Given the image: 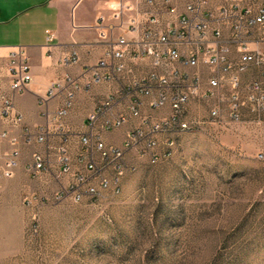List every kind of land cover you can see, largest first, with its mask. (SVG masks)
<instances>
[{
  "label": "rangeland",
  "instance_id": "1",
  "mask_svg": "<svg viewBox=\"0 0 264 264\" xmlns=\"http://www.w3.org/2000/svg\"><path fill=\"white\" fill-rule=\"evenodd\" d=\"M218 90L187 108L169 158L127 153L119 192L58 198L70 176L32 188L27 165L7 174L0 160V264H264V109L246 102L234 120L230 86Z\"/></svg>",
  "mask_w": 264,
  "mask_h": 264
},
{
  "label": "built area",
  "instance_id": "2",
  "mask_svg": "<svg viewBox=\"0 0 264 264\" xmlns=\"http://www.w3.org/2000/svg\"><path fill=\"white\" fill-rule=\"evenodd\" d=\"M142 3L144 8L129 23L123 20L127 8L122 2L108 20L103 15L97 17L99 36L108 47L105 55L86 67L81 76L86 85L126 81L122 92L131 98V104L128 111L115 113L122 97L110 93L89 115V130L81 136L82 150L77 157L87 171L75 168L66 140L55 147L58 161L55 178L62 182L65 177H71L62 185L58 198L70 194L79 202L86 196L97 197L101 189L112 187L119 192L129 151L149 157L152 163L169 158L175 147L173 132L191 128L186 111L195 94L209 97L218 89L230 86V116L234 120H240L246 102L264 109V0H222L217 10L208 8L210 0H188L184 11L179 10L176 0H142ZM225 27L230 30L228 38L224 36ZM233 47L240 55L236 61L231 57ZM6 58V72L0 67V114L7 126L0 131V145L4 141L10 145L1 156L6 173L10 174L12 168L19 166L22 154L20 139L12 135V129L24 123L15 95L30 87L34 75L26 47L11 46ZM79 61L77 48L66 51L60 58L65 66ZM142 61L150 63L152 70L146 75H132L129 62ZM202 64L208 65L213 73L204 92L201 73L189 71ZM251 66L260 69L262 79L246 86L244 98L242 74ZM80 85L70 76L64 82L56 80L50 84L48 98L63 89L66 91L64 104L54 114L60 125L73 107ZM142 96L151 98L150 106L154 109L170 105V114L161 118L143 114ZM211 115L219 116V109H213ZM131 116L139 117L140 125L130 130L122 146L109 145L102 133L122 127ZM48 132L47 126L40 127L38 133L24 128L23 139L26 143H44ZM161 134L166 135L163 141ZM27 171L33 176L49 172V160L44 154L34 152ZM106 171H110V176ZM94 176L99 177V185L92 182ZM33 200L34 197H28L27 203L30 205Z\"/></svg>",
  "mask_w": 264,
  "mask_h": 264
},
{
  "label": "crops",
  "instance_id": "3",
  "mask_svg": "<svg viewBox=\"0 0 264 264\" xmlns=\"http://www.w3.org/2000/svg\"><path fill=\"white\" fill-rule=\"evenodd\" d=\"M187 1L176 0L180 11L185 10ZM121 2L127 8L123 13L125 23L132 22L139 10L144 8L142 0H0V67L3 72H6V56L10 47L22 45L27 48L30 55L34 75L30 87L15 95L16 106L24 115L23 125L12 129V135L20 139L22 149L18 170L26 168V165L32 161L34 152L44 154L51 166V171L43 172L38 176H33L27 171V181L31 183L32 188L39 180L47 183L50 178L56 179L54 171L58 167V161L55 147L65 140L74 158L75 168L79 171H87L84 165L77 161L78 154L82 150L81 136L89 130V115L110 93H116L122 97V100L116 104L115 113L128 111L131 98L123 95L125 93L122 92L126 81L86 85V81L81 76L86 67L96 64L105 55L108 47L99 36L97 17L103 15L108 20L117 11ZM221 2L222 0H210L208 8L217 10ZM229 32V28L225 27V38H228ZM73 48L79 50V63L70 66L63 65L60 62L61 56ZM239 56L233 48L231 50L232 59L236 61ZM129 68L131 74L137 76L146 75L152 70V66L147 61L129 62ZM189 71L201 73L202 92H204L209 79L213 76L211 69L208 65L202 64L197 69L190 68ZM68 76L77 79L81 85L76 93L73 107L60 125L54 119V114L64 104L66 91L63 89L48 98V88L53 81L62 80L64 82ZM255 79H262L261 71L255 66H251L242 74L243 85ZM220 91H216V94L211 97L216 96L219 101L222 100L220 96L224 92ZM242 92V94L246 93L244 90ZM199 95L201 94L193 95L190 100L188 105L190 114L201 110L202 101H206V97L195 98ZM141 99L143 101L142 112L145 115L161 118L171 112L170 105L154 109L150 106V97L142 96ZM247 109L248 106L244 103L241 111L245 116H248V113L251 114L249 109L257 111L258 108L251 107L249 111H246ZM139 125L140 118L131 116L122 127L104 131L102 136L109 145L122 146L130 130ZM6 126L7 123L0 114V131ZM46 126L49 127V132L44 143L24 141V128L38 133L40 127ZM165 138L166 135H160L162 141ZM9 149V143L2 142L0 160H2V154ZM14 215L17 219V211ZM9 221L12 222L11 218ZM7 222L4 221V223Z\"/></svg>",
  "mask_w": 264,
  "mask_h": 264
}]
</instances>
